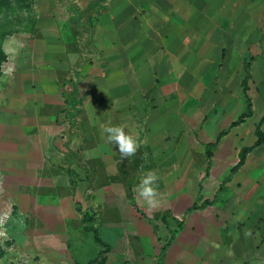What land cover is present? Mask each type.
<instances>
[{
	"label": "rangeland",
	"instance_id": "374dc122",
	"mask_svg": "<svg viewBox=\"0 0 264 264\" xmlns=\"http://www.w3.org/2000/svg\"><path fill=\"white\" fill-rule=\"evenodd\" d=\"M194 1L146 0L144 5L147 7L151 6L154 10L169 15L177 14L181 17L180 21L174 27L169 25L164 28L165 25L158 21L154 24L157 29L143 30L138 27L136 31L127 30V38L141 37L156 41L158 44L154 48L157 45L168 44L173 39H179L181 41L177 44L178 51L188 49V60L184 61L183 66L192 70L180 77L156 80L163 81L174 90L173 99L172 95L164 96L165 103L181 102L184 107L189 104V113L195 108L191 116L194 121L191 126L193 134L188 135L192 155L188 160V166L194 168L193 177L196 185L209 160L198 136L203 121L206 120L202 131L213 137L216 135L214 131H220L226 123L223 120L227 115L224 107L232 106L233 110L235 107L239 109L242 103L243 112L250 113L254 105L256 110L253 116L257 117L261 112V102L264 100V60L256 63L252 60L256 54L264 56V0H258L257 12L247 15L243 20L242 25H246L245 28L237 30L232 29L230 23L232 19L241 18L238 14L232 13L229 16L220 14V11L226 8L225 2L221 3L224 0H207L206 5L199 6L194 11L198 14L192 18L193 22L187 23L186 19L194 6L192 5ZM109 2L110 0H90L88 8L84 9L78 0H11L8 10L0 15V40L1 44L3 41L6 43V51L10 57L9 61L6 58L2 64L4 73L2 74V71L0 73V102H5V98L6 102H10L13 93L10 92V88L16 89L28 82V77L20 76L16 69L24 67L29 71L41 69L39 72L44 76L38 80L42 83L53 82L57 88V92L46 95L41 112L53 114L59 123H63L60 132L70 129L72 123L84 115V110L79 105L90 96L88 77L90 64L100 68L106 65V56L97 49L94 42L98 27L97 17L106 11ZM46 8L53 11L62 8L70 15L71 32L76 42L71 46L69 68L46 65L47 58L42 57L41 53H36L30 58L24 54L28 51L29 38H43L44 33L53 32L47 24L51 13L47 12ZM159 12H157L159 17L167 19L166 13ZM61 15L55 14V19ZM38 18L41 23L43 21L45 29L36 26ZM227 20L229 24L225 29L221 21L225 23ZM52 27L55 28L54 25ZM119 32L123 31L117 33ZM26 59L29 61H25ZM38 63H44L41 65L44 69L39 68ZM174 63L176 62L171 59L167 64ZM252 63L254 66H251ZM50 73L52 76H48ZM244 78L247 83L245 93L242 91ZM179 85L184 87L180 89V93H176ZM185 86L189 87V94ZM3 108L0 104V111ZM233 110L231 114H234ZM246 120L244 118L243 121ZM253 124L255 122L249 119L241 126L243 142L246 145H251L256 139ZM172 130L176 134L173 147L178 146L180 149L179 136L182 137L183 126L174 125ZM6 139L9 140V137ZM138 142L140 147L138 156L136 155V165H132L124 158L125 162L120 165L121 170L115 176L122 180L125 190L116 195L113 206L102 205L103 197L100 195L104 190H97L99 199H95V194H91L106 182L103 174H100L101 176L86 174L87 188L78 190L79 174L74 173V168L70 165L74 153L68 151L65 152L66 155L59 156V149L51 138L46 147L47 165L39 170V175L48 176L49 181L53 183L52 187L36 184L30 186L25 181L13 182L10 175L0 172V264H162L168 254L165 250L160 256V249L170 235L162 216H167L168 226L171 228L169 210L171 212L173 206H169L168 199L166 206H160L159 202L161 195L165 193L163 190L169 192L172 186L169 182L165 184L163 180H158L156 207H149L133 187L137 185L139 171L164 169L177 157L174 148L170 147L163 156L155 160L151 157L144 138L140 137ZM1 147L0 145V155L3 154ZM248 154L249 152L246 157ZM256 157L250 158L249 167L244 169L250 177L264 176V158L257 162ZM178 160L182 166H187L186 158L179 157ZM216 161L218 162V159ZM50 164L52 166H48ZM223 167L224 165L220 164L218 169L221 170ZM181 175L184 180L187 176L190 177V173L186 172ZM184 184L186 185V182ZM197 188L198 185L194 191ZM29 193L36 195L32 198L39 197L38 200L34 198L28 204V201L16 198L17 194ZM66 197L70 201L71 209L76 211L75 214L72 211L70 218L67 215L68 211L63 212L59 206V199ZM188 233L184 230L179 235L178 241L181 245H185L187 240H192L198 244V248L204 246L202 237L194 236L189 239ZM207 240L210 239L207 237Z\"/></svg>",
	"mask_w": 264,
	"mask_h": 264
},
{
	"label": "crops",
	"instance_id": "0c3cea01",
	"mask_svg": "<svg viewBox=\"0 0 264 264\" xmlns=\"http://www.w3.org/2000/svg\"><path fill=\"white\" fill-rule=\"evenodd\" d=\"M78 1L82 8H88L90 0ZM145 1L110 0L106 11L97 17L98 27L95 31L94 43L106 56V65L100 68L90 64L88 71L90 96L79 105L83 108L84 115L75 120L66 132H60L64 125L58 122L55 115L41 112L46 95L57 92L56 85L53 82L42 83L38 80L44 76L39 72L41 69L29 71L24 67V69L15 70L20 76L26 75L28 82L16 89L10 88V92H13L10 102H6V98L5 102H0L4 107L0 111V145L3 153L0 155V172L10 175V180L13 182L25 181L30 186L36 184L52 187L53 183L49 181L48 176L39 175V170L47 165L46 147L51 138L53 144L59 149V156L66 155L65 152L68 151L74 153L75 156L70 165L74 168L73 172L79 174L78 190L87 188L86 174H103L106 182L98 186L95 193L91 191L93 192L91 194H95V199L103 197L102 205L113 206L116 195L125 190L122 180L115 177L125 161L121 159L117 146L107 141L104 128L108 125H116L123 127L137 140L143 137L151 157L156 160L170 147L174 148L173 141L176 134L172 129L174 125L177 127L180 124L183 130L182 137L179 136L180 149L178 146L174 148L176 160L170 161L164 169L139 171L137 185L149 171L155 172L158 180H163L165 184L169 182L172 189L169 192L163 190L165 193L161 195L159 205L166 206V199H168L169 206H173L172 211L169 210L170 218L182 219L187 207L197 198L199 183H201L203 199L213 200V203L188 212L182 227H179L176 220L171 218V228L168 226V230L169 234L170 231L175 233V238L166 248L168 255L164 257L162 264H264V176L250 177L248 172H244V169L250 165V158L257 156V162L264 158V143L255 146L247 155L245 162L231 173L232 167L238 161L239 151L244 146H250L243 142L241 126L247 120H253L255 134V127L264 115V100L261 102V112L257 117L253 116L256 110L254 105L249 116L245 117L246 122L242 121L235 126H231V123L242 114V103L239 109L235 107L233 110L232 106L224 107L227 115L223 120L226 123L220 131H214L216 135L213 137L202 131L206 120L203 121L202 127L198 130V136L203 145L214 142L221 132L224 134L212 148L208 172L204 169L203 175L195 185L194 168L188 166V160L192 157L188 135L193 134L191 126L194 121L191 116L195 108H192L189 113V104L184 107L181 102L165 103L164 96L169 94L173 99L174 90L163 81L156 80L180 77L192 70L183 66L188 58V49L183 48L178 51L177 44L181 41L179 39H173L168 44L157 45L158 47L154 48L158 44L156 41L141 37L127 38V30H135L138 27L143 30L157 29L158 27L154 24L158 21L165 25L164 28L169 25L174 27L177 26L181 17L177 14L175 16L174 13L169 15L166 12H159L151 6L147 7L144 5ZM206 3L207 0L192 2L194 6L189 11L186 22H193L192 18L194 19L198 14L194 11ZM221 3H224L226 8L221 10L220 14L229 16L234 13L241 17L231 20V28L234 30L245 28L246 25H242L243 20L247 15L256 13L259 5L258 0H224ZM45 10L51 13L47 24L53 32L44 33L43 38H29L28 51L24 54L30 58L36 53H41L42 57L47 58L46 65L66 68L72 52L71 46L76 42L71 32L70 15L62 8L58 9L59 11H53L50 8ZM157 12L166 13L167 19L159 17ZM152 13L154 16H150ZM55 14L62 15L55 19ZM37 22L36 26L43 29V21L41 23L38 18ZM221 23L226 29L229 21L225 23L221 21ZM117 30L123 32L117 33ZM2 47L9 61L10 57L4 41ZM171 59L176 63L168 65ZM263 60L264 56L256 54L252 62ZM44 63H38L37 66L43 68L41 65ZM251 66H254L253 63ZM4 70L2 66V74ZM48 76H52V73ZM183 87L184 85H179L176 93H180ZM185 87L189 94V87ZM232 110L234 114H231ZM261 130L264 132V122L261 124ZM8 137L9 140L6 139ZM137 154L138 151L126 157L125 160L136 165ZM179 157L187 159V166L181 165ZM183 162L185 163V160ZM220 164L224 165L221 170L218 169ZM251 167L253 166L251 165L250 169ZM217 171L219 172L216 173ZM183 172L190 173V177L187 176L184 180L181 175ZM226 175H228L226 178L229 176L231 178L224 182ZM158 180L156 184L159 189ZM137 185L133 187L134 190L137 189ZM197 185L198 188L195 190L197 192H195ZM98 189L104 190L100 196L97 193ZM136 191L138 193V189ZM32 196L36 195L17 194L16 198L28 201L29 204L30 200L39 198H32ZM59 206L63 212L68 211L69 218L72 211L73 214L76 213L71 209L67 197L59 199ZM184 230L189 232V239L194 236L202 237L204 246L198 248V244L196 245V242L192 240H187L185 245H181L178 240ZM207 237L210 240L206 241Z\"/></svg>",
	"mask_w": 264,
	"mask_h": 264
},
{
	"label": "trees",
	"instance_id": "16d2710c",
	"mask_svg": "<svg viewBox=\"0 0 264 264\" xmlns=\"http://www.w3.org/2000/svg\"><path fill=\"white\" fill-rule=\"evenodd\" d=\"M10 1L11 0H0V15L8 10L9 8V5H10ZM7 56H6V53L2 47V44H1V40H0V73H1V67H2V64L5 62ZM242 90L243 92L245 93L247 91V83H246V79L244 78L242 80ZM250 113H247V112H243L242 114H240L238 116V118L233 121L231 123V126H235V125H238L240 124L244 118L246 116H248ZM264 122V115L260 118L258 124L256 125L255 127V134H256V140L254 141V143L250 146H244L240 151H239V154H238V161L237 163L232 167L231 169V173L236 171L244 162H245V159H246V154L248 152H250L255 146L259 145V144H262L264 143V132L261 130V124ZM224 134V132H221L216 140L214 142H209V143H205L204 144V148H205V152L209 158L208 160V165H207V168H206V172H208V168H209V164H210V158L212 156V148L213 146H215L217 144V142L219 141L220 137ZM213 203V200H207V199H203V196L201 194V183H199V192H198V195H197V198L195 200L194 203H192L190 206L187 207V209L185 210L184 214H183V217L182 219H177L175 217H171L172 219L176 220L177 224L179 227H182L184 225V218H185V215L194 210V209H199V208H203L205 207L206 205L208 204H212ZM162 221L163 223L168 227V221H167V216L163 215L162 216ZM170 238L168 240V242L163 245L160 249V256L161 254L166 250L167 247H169L171 244H172V241H173V238H174V234L172 231H170Z\"/></svg>",
	"mask_w": 264,
	"mask_h": 264
},
{
	"label": "clouds",
	"instance_id": "9594fccd",
	"mask_svg": "<svg viewBox=\"0 0 264 264\" xmlns=\"http://www.w3.org/2000/svg\"><path fill=\"white\" fill-rule=\"evenodd\" d=\"M104 133L107 141L111 145L117 146L121 159L132 156L140 147L138 140L126 132L123 127L108 125L104 128ZM157 180V174L153 171H149L137 185L139 196L143 198L149 207L157 206Z\"/></svg>",
	"mask_w": 264,
	"mask_h": 264
}]
</instances>
